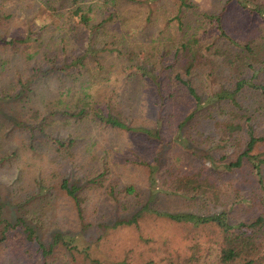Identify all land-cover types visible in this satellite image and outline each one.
Segmentation results:
<instances>
[{"label": "trees", "instance_id": "obj_1", "mask_svg": "<svg viewBox=\"0 0 264 264\" xmlns=\"http://www.w3.org/2000/svg\"><path fill=\"white\" fill-rule=\"evenodd\" d=\"M125 1L147 5L149 21L153 19L154 10L158 11V5L153 7L158 0H102L89 5L81 4L80 0H46L45 15L49 17L39 22L28 19L24 34L1 37L0 41L8 45L9 55L0 54V116L12 128L22 131L25 136L22 145L31 151L28 152L31 157L38 153L50 155L59 167L72 164L75 158L78 160L77 148L86 146L89 155L85 159L93 162L85 178L86 184L71 186L68 174H62L60 183V189L72 198L81 215L85 200L82 190L87 179L89 187L101 185L109 164L110 144L95 136L96 125L140 132L162 143L165 135L175 137L174 140L180 137L189 120L198 113L217 118L229 110L232 113L229 119L217 120V147H226L231 138L236 142L235 136L244 130L243 121L248 124V141L235 160H227L225 154L217 164L213 157L212 161L217 169L233 172L243 167L246 159L256 173L259 192L264 198V158L254 152L257 143L264 142V133L257 134L256 113L244 110L238 100L241 89L255 87L263 96L257 100L259 113L264 109V83L255 81L258 72L264 71V0H226L222 8L211 10L201 8L192 0H175L178 8L168 18V24L177 21L181 35L173 37L176 36L174 31L166 34L162 30L164 37L153 44L155 49L149 50L146 62L145 58L142 61L139 56H132L133 52L124 53L126 39L123 36L103 44L97 42L98 31L113 21ZM70 4L73 5L70 7ZM68 38L74 46H68ZM237 47L241 51L238 52ZM227 52L235 53H230L226 59ZM109 55L117 57L118 61L111 58L107 62ZM126 56L127 60L122 61ZM228 63L239 73L235 85L211 89L204 96L196 86L194 68L203 65L217 71L225 69ZM244 67L253 72L251 78L244 76ZM177 68L185 72L188 80L174 74ZM143 94H148L149 102L156 106L155 126H152L154 121L148 124L149 120L141 119L138 113L137 102ZM123 96L128 102H123ZM8 155L11 157L13 153ZM7 158L0 152V163ZM163 158L164 154L159 151L155 163L145 159L140 162L156 172ZM97 160L103 166L96 165ZM169 172L173 183L167 188L157 185V178H151L155 194L162 192L190 200L211 196L219 201L226 192L221 175L215 180L209 176L198 179L196 175L183 173L180 167L177 172ZM238 202L239 199H234L228 207L214 211L157 210V214L177 223L190 224L188 231L197 239L204 228L216 233L221 247L219 264H258L263 256L264 213L251 219L233 215L232 209ZM5 206L6 201L0 194V264H49L57 245L79 249V238L62 232L54 233L51 240L45 242L25 217L9 219ZM147 209L154 207L148 202L132 219L117 223H134ZM202 248L203 243L194 241L187 260L196 255L201 257L198 254ZM26 254L34 256L33 260L25 262L30 258Z\"/></svg>", "mask_w": 264, "mask_h": 264}, {"label": "rangeland", "instance_id": "obj_2", "mask_svg": "<svg viewBox=\"0 0 264 264\" xmlns=\"http://www.w3.org/2000/svg\"><path fill=\"white\" fill-rule=\"evenodd\" d=\"M45 1L0 0V38L24 34L28 27V19L39 22L49 17L45 15L47 8ZM192 1L197 2L201 8L211 10L222 8L226 0ZM80 2L89 5L99 4L102 0ZM72 5L70 4V7ZM155 5H158V11L154 10L153 19L149 21L147 5L138 1L123 2L120 12L113 21L98 31L97 42L103 44L123 36L126 39L124 53L133 52L132 56H139L142 61L145 58L146 62L149 50L155 49L153 44L160 37H164L162 30L166 34L174 31L176 36L173 37L181 35L177 30V21L173 20L168 24V18L178 8L175 0H158L153 7ZM227 15L229 16V12ZM170 25L171 27H167ZM68 46H74L71 38H68ZM237 51L241 49L237 47ZM230 53L235 52H227L226 59ZM0 54L3 57L9 55L8 45L3 40L0 41ZM111 58L118 61L117 57L109 55L107 62H110ZM127 58L128 56L123 57L122 61ZM225 65V69L217 71L203 65L194 68L196 86L203 95L205 94L204 96L211 89L220 90V86L227 88L235 85L239 76L238 70L229 63L228 66ZM243 73L246 78H251L253 74L246 67L243 68ZM174 74L185 81L188 80L180 68H177ZM255 81L264 83V71L258 72ZM255 89L250 86L244 87L238 93V100L245 107L244 110L256 113L255 128L257 134H261L264 133L262 113L264 109L259 113L257 100L263 96ZM142 97L137 102L138 113L141 114V119H148L150 124L156 118V106L149 102L148 94H143ZM123 102H128L124 96ZM4 106L6 108V105ZM231 116L229 110L217 118L212 114L198 113L189 120L180 137L174 140L175 137L165 135V141L162 140V143L140 132H129L104 124L96 125L95 136L101 142L110 144L108 147L111 149L107 153L109 164L105 181L101 185L89 187L90 180L87 179V185L82 190L85 200L81 215L72 198L60 189V183L62 174H68L66 177L71 186L77 183L86 184L85 178L92 169L90 163H93L92 160L85 159L89 155L86 146L77 148L78 160L75 158L72 164L59 167L54 157H49L50 155L35 152L36 157H31L28 153L31 151L22 145L25 138L22 131L12 128L9 122L0 116V152L8 156L0 163V194L6 201L5 214L12 220L18 216L25 217L45 242L50 241L51 236L57 232L79 238L78 250L57 245L49 264H219L221 247L216 233L204 228L199 232L200 238H194L188 231L190 224L177 223L168 217L159 216L157 210L214 211L228 207L232 200L239 199L240 202L232 209L233 215L251 219L264 213V198L262 192H259L260 182L250 162L245 159L244 166L233 172H223L215 166L225 154L228 156L227 160H235L248 141V124L243 121L244 130L235 136L236 142L231 138L226 147H217L219 134L217 120L229 119ZM136 122L138 123L137 120ZM152 126H155V121ZM159 151L164 154V158L160 168L152 172L150 166L141 163L140 160L145 159L153 164ZM52 152L50 149L51 154ZM254 152L262 154L264 158V142H258ZM10 153H13V156L9 157ZM94 163L103 166L100 160ZM179 167L183 173L196 175L198 179H206L205 177L209 176L215 180L221 175L224 181L223 189L226 192L219 201L211 196L190 200L162 192L155 194L151 178H157V185L167 188L173 183L169 171L177 172ZM262 171L264 174V163ZM130 187L134 190L129 191ZM111 190L114 191L113 194L109 193ZM148 202L154 209L145 210L137 216L134 223H117L119 220L132 219ZM194 241L203 243V248L198 254L201 257L196 255L193 256L194 259L188 261ZM262 243L263 256L258 264H264V241ZM33 254L38 258V255ZM26 256L30 258L24 260L25 262L33 260L34 256L30 254Z\"/></svg>", "mask_w": 264, "mask_h": 264}]
</instances>
